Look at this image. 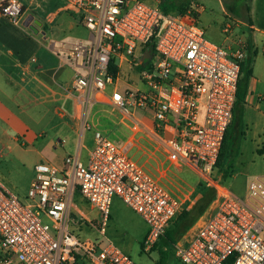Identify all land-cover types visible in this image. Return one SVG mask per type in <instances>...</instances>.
Here are the masks:
<instances>
[{"label": "built area", "instance_id": "obj_1", "mask_svg": "<svg viewBox=\"0 0 264 264\" xmlns=\"http://www.w3.org/2000/svg\"><path fill=\"white\" fill-rule=\"evenodd\" d=\"M64 1L90 35L67 52L75 68L69 91L122 112L130 132L118 144L96 131L87 162L76 155L61 167L39 163L25 201L0 181V264H135L106 237L114 197L148 225L143 251L150 253L192 194L180 176L185 167L215 198L194 236L177 242L176 256L184 264H264V177L245 197L211 178L233 122L245 42L210 41L197 2L164 15L161 0ZM0 10L20 24L23 0H0ZM233 30V21L224 23L226 38ZM138 48L147 51L140 60ZM123 60L134 78L123 77ZM135 112H149L151 124ZM83 227L97 237L80 239Z\"/></svg>", "mask_w": 264, "mask_h": 264}, {"label": "crops", "instance_id": "obj_2", "mask_svg": "<svg viewBox=\"0 0 264 264\" xmlns=\"http://www.w3.org/2000/svg\"><path fill=\"white\" fill-rule=\"evenodd\" d=\"M216 1L222 8L224 18L227 16L234 23L233 35L225 38L221 45L234 46L237 39L235 36H242L246 46L245 61L246 64L250 63L253 72L244 103L243 117L248 114L255 119L258 117L260 123H264V0ZM23 3L24 13L20 24L10 22L0 10V131L16 145L22 143L34 147L39 140L43 142L47 139L48 131H34L28 119L49 118L51 132L59 145L65 147L67 144H74L75 147L69 150L63 148L62 152L49 158L40 153L41 158H51V161L38 162L34 166V172L39 163L61 167L68 156L79 155L87 162L95 146V132L102 131L108 134V127L103 123L104 117L101 115L103 112L120 111L102 101L92 100L84 103L69 91L75 77V68L67 52L77 41L70 32L82 26L77 13L66 10L64 0H23ZM59 19L64 24L68 23L70 31H64L62 36L57 35L54 27ZM147 49L150 51L149 46ZM35 57L37 61L32 62ZM124 69L132 72L127 62L123 60L120 68L122 74ZM135 113L137 118L151 124L152 117L149 112ZM122 117L128 125L126 141L131 122L125 116ZM33 122L37 123L34 119ZM234 123L232 122L231 126ZM193 175L196 176L195 173ZM0 181L14 192L3 180ZM186 184L193 188L190 181ZM200 185L203 184L198 178L197 188ZM199 195V191L191 194L184 210L190 208ZM212 202L195 225L183 235L184 238L194 236L208 215ZM83 205L84 208H88L87 204Z\"/></svg>", "mask_w": 264, "mask_h": 264}, {"label": "rangeland", "instance_id": "obj_3", "mask_svg": "<svg viewBox=\"0 0 264 264\" xmlns=\"http://www.w3.org/2000/svg\"><path fill=\"white\" fill-rule=\"evenodd\" d=\"M188 1L190 2L191 0ZM192 1L204 7V11L201 14V25L206 31L207 38L221 45L227 36L222 32V26L225 20L227 22L229 19L227 16L224 18L219 3L216 0ZM77 15L79 16V14ZM62 22L59 19L54 25L57 35H61L64 31H69L68 23L65 22L64 24ZM70 34L76 40H87L89 38L87 30L82 26L78 30L70 32ZM235 38H237L235 41L243 40L242 36L239 35L235 36ZM139 49L135 54L138 60L147 52L142 53ZM115 61L119 64L118 58ZM125 75L134 78L136 72L132 73L124 69L123 77ZM126 87L125 84L121 83L119 90L123 92ZM114 114L118 116L116 117ZM101 116L104 117L102 118L103 123L108 127V134L106 135L117 143H124L128 132V125L122 117L124 114L122 112H103ZM33 119L36 120V124L33 122ZM33 119L29 118L28 120L31 122L34 131H48L47 139L43 142L39 140L34 147L22 143L16 145L15 142L0 131V180L9 185L22 201H25L31 182L35 177L34 166L40 161H51V158H41L40 153L49 158L62 152L63 148L69 150L75 147L74 144H67L65 147L59 145L53 132H51L52 125L49 118L44 117L41 119L40 117H36ZM225 143L226 150L223 154L225 165L224 167L217 168L211 174V178L235 195L245 197L248 193L250 182L256 177H264V123H260L258 117L255 119L254 116L251 117L248 114L237 118L234 125L229 129V135ZM128 149H130L129 146L126 147V150ZM225 172L228 173L226 177L224 176ZM180 176L187 182H191L193 188L189 189L192 194L198 192L197 176H194L186 167ZM92 216L96 217L97 215L96 213H92ZM97 219L99 220V217ZM98 220L95 223H99ZM148 230L149 228L145 221L119 197L115 196L106 228V237L110 241L128 255L135 264H158L163 258L166 259L165 264H184L175 254V245L169 242L164 243L163 241H159L152 252H144L143 243ZM75 234L83 240L97 237V233L87 227L76 230ZM178 241H181V239Z\"/></svg>", "mask_w": 264, "mask_h": 264}, {"label": "trees", "instance_id": "obj_4", "mask_svg": "<svg viewBox=\"0 0 264 264\" xmlns=\"http://www.w3.org/2000/svg\"><path fill=\"white\" fill-rule=\"evenodd\" d=\"M188 0H161L160 1V10L162 14H169V13H186L188 9L191 7V3ZM153 41V39H152ZM150 47V51L153 52V44L150 42L148 44ZM111 72L113 74H117L118 68L115 65H112ZM242 76L239 83V90L237 95V102L234 109V120L236 121L237 118L243 116V108L244 103L246 100V96L248 94V88H249V81L251 77L253 76L252 69L250 68V63L246 64V61L242 63L241 66ZM231 127V126H230ZM230 129V128H229ZM229 135V130L227 132L226 138L224 140V144L221 150V154L217 163V168L224 167L223 162V154L226 150V139ZM228 175L227 172H225L224 176L226 177ZM199 191V198L195 201V203L188 209H185L173 222V224L166 230L165 234L160 238L159 241H163L164 243H172L174 245L177 244V241L183 237V235L189 231L195 223L202 217V215L207 210L208 206L212 202L215 191L211 187H207L204 185H200L198 188ZM158 241V243H159ZM157 243V244H158ZM157 246V245H156ZM155 246V247H156ZM155 249V248H154ZM166 259L163 258L159 261L158 264H165Z\"/></svg>", "mask_w": 264, "mask_h": 264}]
</instances>
